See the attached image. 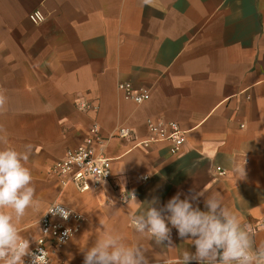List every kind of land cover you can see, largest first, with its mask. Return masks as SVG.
Returning a JSON list of instances; mask_svg holds the SVG:
<instances>
[{"label":"crops","instance_id":"1","mask_svg":"<svg viewBox=\"0 0 264 264\" xmlns=\"http://www.w3.org/2000/svg\"><path fill=\"white\" fill-rule=\"evenodd\" d=\"M36 11L43 22L30 19ZM123 83L149 97L128 98ZM0 90L8 97L0 147L31 146L42 205L18 222L21 235L35 241L54 202L82 216L54 264H83V249L105 231L135 244V209L122 198L133 192L140 211L199 192L191 202L206 211V197L219 192L264 241V0H0ZM170 121L186 133L178 154L150 141V124ZM95 125L115 185L81 192L53 167ZM120 129L131 135L112 137ZM171 239L174 250L140 241L149 264L156 254L159 264H178L195 251L175 228Z\"/></svg>","mask_w":264,"mask_h":264},{"label":"clouds","instance_id":"2","mask_svg":"<svg viewBox=\"0 0 264 264\" xmlns=\"http://www.w3.org/2000/svg\"><path fill=\"white\" fill-rule=\"evenodd\" d=\"M7 105L8 97L0 90V112L6 111ZM3 140L0 136V143ZM30 153V145L24 151L0 147V264H25L26 255L32 257L31 264H47L44 250L40 249L39 255L32 253L30 240L21 235L17 227L29 210L38 211L42 207L36 199L28 166ZM236 172L244 178V166L237 167ZM201 195L199 192L181 199V194L177 193L163 208L154 206L157 200L153 199L146 211H140L143 203L137 200L134 192L130 198L123 196L127 206L135 209L130 219L137 242L131 244L118 232L105 231L91 247L83 249V264H149L145 252L151 248L140 241H154L156 245L174 250L172 228L195 247L194 252L185 250L178 264L190 261L197 264H264V241L256 243L250 226L242 222L239 212L227 206L219 192L206 197V211H202L191 202ZM57 210L59 205H53L48 212L55 214ZM68 214L62 211L65 218ZM156 260L159 264L157 254Z\"/></svg>","mask_w":264,"mask_h":264},{"label":"built area","instance_id":"3","mask_svg":"<svg viewBox=\"0 0 264 264\" xmlns=\"http://www.w3.org/2000/svg\"><path fill=\"white\" fill-rule=\"evenodd\" d=\"M30 19L34 23H41L45 20V16L41 12L36 11L30 14ZM119 89L124 91L128 98L138 103L145 101L149 97L146 92L134 93L130 83L120 84ZM150 131L152 132L150 141L164 140L169 142L173 154L180 153L186 144V133L177 122H163L159 125L151 123ZM100 132L97 125L93 126L90 129V135L83 144L55 163L53 172L62 178L64 184L72 182L81 192L93 191L106 185H115L112 183L110 159L105 156L104 150H102V144L107 139ZM130 135L129 130L120 129L112 137L127 138ZM96 144H99L100 147L97 148ZM53 205H59V210L55 214L48 212ZM62 211L69 213L67 218L62 215ZM74 219L80 222L82 216L63 203L54 202L51 204L40 219V234L38 238L30 242L31 252L39 255L40 249H43L47 264H54L51 256L52 252L68 243L79 228V226L72 227L70 225ZM24 262L25 264H31L32 257L26 255Z\"/></svg>","mask_w":264,"mask_h":264}]
</instances>
